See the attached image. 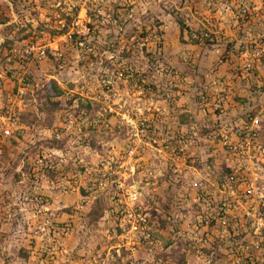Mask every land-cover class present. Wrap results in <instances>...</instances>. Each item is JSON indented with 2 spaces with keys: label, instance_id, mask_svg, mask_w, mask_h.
<instances>
[{
  "label": "rangeland",
  "instance_id": "1",
  "mask_svg": "<svg viewBox=\"0 0 264 264\" xmlns=\"http://www.w3.org/2000/svg\"><path fill=\"white\" fill-rule=\"evenodd\" d=\"M0 22V264H264V0H0ZM29 42L41 62L8 61Z\"/></svg>",
  "mask_w": 264,
  "mask_h": 264
},
{
  "label": "built area",
  "instance_id": "2",
  "mask_svg": "<svg viewBox=\"0 0 264 264\" xmlns=\"http://www.w3.org/2000/svg\"><path fill=\"white\" fill-rule=\"evenodd\" d=\"M5 24L0 22V47L4 45L6 38L2 34V28L4 27ZM21 44V43H20ZM14 46L13 48H10L8 50L7 56H8V61H13L16 63L19 68L25 69L27 65L29 64H34L37 62H41L43 58L46 57V53L49 52V47L47 45H39L33 42L26 43L24 45ZM51 48V47H50ZM60 55V54H59ZM253 121H256L253 119ZM16 119L14 118V115L11 114V112H5V114H0V134L8 137L11 136L12 134V127L15 126ZM1 150H0V157H1ZM235 174H230L227 178V182L223 183L221 185V188L219 189L221 191V196L224 195V191L227 190V188L232 185V184H237L238 182H235ZM228 189V196H235V189L232 187H229ZM250 191V190H247ZM227 192V191H226ZM220 199H218L219 201ZM229 204H227L225 201H221L220 205V211L216 214L217 217L219 218L220 222L226 223L231 217L233 219H236L239 215V213H228L227 211ZM251 208L245 212V215L247 214L248 216L250 215V220L253 218L256 220L258 225H262L260 228H264V223L262 222L264 220V211L259 212L258 214L251 212ZM230 214V215H229Z\"/></svg>",
  "mask_w": 264,
  "mask_h": 264
},
{
  "label": "trees",
  "instance_id": "3",
  "mask_svg": "<svg viewBox=\"0 0 264 264\" xmlns=\"http://www.w3.org/2000/svg\"><path fill=\"white\" fill-rule=\"evenodd\" d=\"M177 22H178V24H179V27H180V30L181 31H184V29L187 27L185 24H184V22H183V20L181 19V18H179L178 20H177ZM188 28V27H187ZM54 33H55V31H53ZM59 33V32H58ZM191 38H190V40L193 42V43H198L199 41H200V38L199 37H192V36H190ZM55 83V82H54ZM53 83V90H54V92H53V94L54 95H60L61 94V90L58 88V86H56L55 84ZM232 174V173H231Z\"/></svg>",
  "mask_w": 264,
  "mask_h": 264
}]
</instances>
